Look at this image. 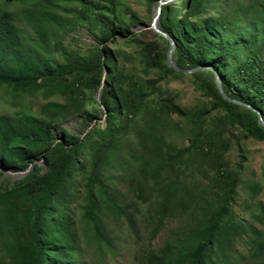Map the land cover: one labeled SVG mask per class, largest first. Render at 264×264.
Returning <instances> with one entry per match:
<instances>
[{
    "label": "trees",
    "instance_id": "obj_1",
    "mask_svg": "<svg viewBox=\"0 0 264 264\" xmlns=\"http://www.w3.org/2000/svg\"><path fill=\"white\" fill-rule=\"evenodd\" d=\"M3 1L9 0L0 3ZM16 1L28 3L20 14L0 6V87L17 94L44 87L64 96L67 103L46 102L38 110L29 107L0 114V264H89L79 256L76 211L92 224L97 243L110 241L109 216L121 219L125 215L132 222L129 212L107 186L112 177L107 173L111 158L122 157V147L131 144L130 134H135V143L143 154L137 167L145 180L144 184L139 180L140 201H144L142 190L149 183L146 171L151 169L158 176L167 168L172 169L169 158L181 154L163 140L158 114L146 105V93L123 73L106 49L96 45L91 57L80 59L77 52L63 45L61 34L51 28L71 25L70 19L61 17L55 8L60 2L72 1L81 5L78 19L89 20L98 29L99 40L112 37L117 31L114 24L120 21L115 0L100 5L96 0ZM179 3L184 13L179 12L177 5H166L159 25L175 42L177 65L214 67L225 93L251 107L224 98L213 71L200 70L193 75L212 74L214 98L227 107L231 122L239 124L247 136L264 139V126L259 125L258 117L260 112L264 119V1H260L259 7L253 1L241 9L252 13L253 18L244 17L246 25L232 22L223 14L207 16L206 0ZM106 11L112 12L113 17L103 13ZM20 21L31 25L32 34L23 33ZM124 29L129 32L128 27ZM55 54L63 56L60 65L53 63ZM165 57L162 55V59ZM168 69L174 72V68ZM80 85L85 89L80 91ZM99 88L100 99L96 95ZM85 104L94 106L83 110ZM95 105L100 107L103 128H91L81 136L64 126L97 124L102 118L95 114ZM141 112L145 115L139 128L134 120ZM76 117L80 119L74 120ZM197 140L198 137L191 145H196ZM40 159H44L45 166L39 164ZM30 164V170L6 183L8 177L2 169L24 171ZM119 164L124 167L123 158ZM218 164L207 205L192 211L194 227L176 242H166L158 252L147 251L141 264H216L215 249L221 250L235 235L248 232L247 226L233 214L232 206L240 165L236 170L224 171L223 163ZM77 174L81 175L82 194L73 189ZM261 191V185L254 189L255 194ZM164 192L162 199L156 197V204L164 210L171 204L166 199L168 193L178 207L187 202L174 188ZM75 197L78 203L72 207ZM255 237L253 254H263L264 239L260 240L257 233Z\"/></svg>",
    "mask_w": 264,
    "mask_h": 264
},
{
    "label": "rangeland",
    "instance_id": "obj_2",
    "mask_svg": "<svg viewBox=\"0 0 264 264\" xmlns=\"http://www.w3.org/2000/svg\"><path fill=\"white\" fill-rule=\"evenodd\" d=\"M105 1L95 2L100 5L106 4ZM157 1L115 0L116 16L120 21L114 24L117 30L114 35L104 40H99V31L90 25L89 20L78 19V12L81 11L79 3L60 2V6L55 8L61 17L65 16L71 21L68 26L51 27L61 34L63 45L77 52L80 59L91 57L96 45L106 49V54L115 60L123 73L141 92L146 93V105L155 112L154 114H158L156 119L160 124L159 130H162L163 140L171 150L181 154L180 157L169 158L173 163L172 169L167 168L158 176L153 174L151 169L146 171L149 183L142 190L144 201H140L137 197L139 180H142L143 184L145 180L137 171V167L143 160V154L135 143V134L131 133V144L124 145L120 151L123 154L121 158L124 167H120L121 158H118V155L111 158L112 165L107 173L112 177L107 181V186L120 206L129 212L132 222L130 224L125 215H122L121 219L109 216L108 228L111 231L107 234L110 241L97 243L92 224L83 220L81 212L76 211V231L81 246L79 256L89 264H141L147 251L158 252L166 242H176L187 235L195 225L192 211H200L210 199L208 192L215 181L218 162L221 161L224 171L236 170L237 165H240L239 181L232 206L233 214L247 226L248 232L235 235L221 250L216 248V264H264V252L253 254L257 240L255 234H258L260 240L264 239V139L247 136L239 124L231 122L227 107L214 98L216 90L212 74L195 76L193 73L176 69L174 72L169 71L168 68L172 66L167 59L168 40L158 35L150 26ZM179 1L165 0L162 8L166 5H177L179 12L183 14L184 9ZM206 1L207 16L223 14L232 22L236 20L239 24L246 25L244 17L250 13L241 9L253 1H256L259 7L260 1L264 0ZM0 6L20 14L28 3L9 0L1 2ZM103 13L113 17L110 11ZM250 18H253L252 13ZM19 26L24 34H32V27L28 22L20 21ZM125 27H128L129 32L125 31ZM51 48L52 43L48 49ZM162 55L166 57L162 59ZM172 59L176 62L174 52ZM62 62V54H55L53 63L60 65ZM160 62H163V65ZM181 66L186 67V64ZM79 88L80 91L85 89L84 86ZM100 91V88L97 89V96ZM55 101L67 103L64 96L45 90L44 87L20 94L10 88L0 87V114L27 110L29 107L38 110L40 104ZM92 106L94 105L85 104L83 110H90ZM95 106V114L102 118L100 107ZM143 115V112L139 113L134 120L139 128L144 123ZM77 119L80 118L76 117L74 120ZM96 122L98 123L95 125L94 122L90 123V127L72 125L69 129L84 136L91 128L104 127L103 118ZM259 125L264 126L261 122ZM196 137L199 139L197 144L191 145ZM168 150H165V158L168 157ZM39 164L45 166L44 159H40ZM5 176L8 177L6 183L16 179L8 174ZM258 185L263 186V191L255 194L254 189ZM166 188H169V192L174 188L179 195L186 197V204L178 207L168 193L166 199L171 201L170 208H160L156 204V197L162 199L166 195ZM73 189L77 194L84 192L80 174L75 177ZM77 203L78 198L75 197L71 206L74 207Z\"/></svg>",
    "mask_w": 264,
    "mask_h": 264
},
{
    "label": "water",
    "instance_id": "obj_3",
    "mask_svg": "<svg viewBox=\"0 0 264 264\" xmlns=\"http://www.w3.org/2000/svg\"><path fill=\"white\" fill-rule=\"evenodd\" d=\"M165 0H158L156 3V8H155V14L154 17L150 23V26L152 29H154L159 35H162L164 37H166L169 40V49H168V53H167V59H168V63L172 66V68L181 71V72H186V73H194L196 71H200L203 68H208L209 70L213 71L215 74V78H216V85L218 87L219 92L223 95L224 98H226L227 100L239 103V104H244V105H248L249 104L242 102L238 99L232 98L229 95H227L223 89L222 86V80L221 77L219 76L217 70L214 69V67L212 66H195V67H191V68H186V67H182L177 65L176 62L173 61L172 59V54L175 50V42L173 40V38L165 31H163L160 26L158 25V21L160 20V16H161V11H162V4ZM103 85V82H102ZM98 99H100V94H98ZM251 107V106H250ZM255 109V108H254ZM256 110V109H255ZM107 112V110L105 109V113ZM258 117H259V121L264 125V119L262 117V114L260 112H258ZM93 124V123H92ZM91 124V125H92ZM91 125H88L87 127H90ZM64 126H71V123H64ZM32 167V164L29 165V167L24 170V171H16V172H12L9 170H5L2 169L5 174H8L10 176H13L14 178H19L21 177L24 173H26L28 170H30Z\"/></svg>",
    "mask_w": 264,
    "mask_h": 264
}]
</instances>
